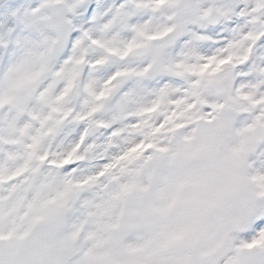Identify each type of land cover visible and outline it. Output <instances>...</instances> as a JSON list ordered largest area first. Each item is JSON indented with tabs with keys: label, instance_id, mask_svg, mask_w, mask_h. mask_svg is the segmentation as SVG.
<instances>
[{
	"label": "snow or ice",
	"instance_id": "1",
	"mask_svg": "<svg viewBox=\"0 0 264 264\" xmlns=\"http://www.w3.org/2000/svg\"><path fill=\"white\" fill-rule=\"evenodd\" d=\"M5 99L0 162L15 155L21 169L6 188L104 183L138 152L150 169L154 154L206 142L191 129L239 140L250 191L203 264H264V0H0Z\"/></svg>",
	"mask_w": 264,
	"mask_h": 264
},
{
	"label": "rangeland",
	"instance_id": "2",
	"mask_svg": "<svg viewBox=\"0 0 264 264\" xmlns=\"http://www.w3.org/2000/svg\"><path fill=\"white\" fill-rule=\"evenodd\" d=\"M4 103H7L6 99L0 101V107ZM188 136L192 139L199 136L206 142L193 150L188 141L183 146L178 145L174 151L160 153L158 159L154 154L155 163L150 169L139 161V152L131 154L127 164L121 167L115 165L106 172L108 177L104 183H100L97 177L69 179L82 187L90 185L89 189H83L76 196L68 195L67 186L61 181L36 185L25 178L6 188V182L13 178L9 169L18 168L19 161L13 155L0 162V191L6 192L0 198V251H10L15 264H27L25 240L30 229L36 224L48 222L52 216L64 214L68 219L67 225L56 236V247L72 248L76 254L73 264H203L213 256L216 243L232 239L230 233L223 229V223L232 208L250 190H246L239 181V152L235 156L232 154L239 140L233 142L223 134L209 140L199 129H191ZM162 157L167 163L161 170H156ZM20 170L18 168L15 174L19 175ZM198 174H203L202 180ZM198 180L205 185L198 184L191 192ZM182 181H189L184 191L186 204L177 212L182 214V219L173 215L169 219L168 216L160 219L155 211L148 212L147 201L156 197L157 190L170 186L157 201L163 209L166 194L182 189ZM137 188L141 192L130 202L133 209L136 206L139 209L134 223H127L124 231L113 236L120 222L119 209L124 208L123 202L128 201V196ZM133 214L131 210L129 216ZM188 221L194 224L191 228L184 225ZM137 223H141L139 228L131 232V226ZM187 242L191 243L188 254L195 257L194 260H187L185 254L180 252L175 255L176 251H172L177 244L185 246ZM73 243H79L78 249ZM38 264H49V259Z\"/></svg>",
	"mask_w": 264,
	"mask_h": 264
},
{
	"label": "water",
	"instance_id": "3",
	"mask_svg": "<svg viewBox=\"0 0 264 264\" xmlns=\"http://www.w3.org/2000/svg\"><path fill=\"white\" fill-rule=\"evenodd\" d=\"M54 226H47L45 227V229L41 230V234L46 235V244L45 245H41V249L42 251L40 252L41 255L44 254L46 252V250H52V243H50V241H52V234L55 231L54 230ZM48 248V249H47ZM54 257L56 255V253H53ZM57 264V263H54Z\"/></svg>",
	"mask_w": 264,
	"mask_h": 264
},
{
	"label": "bare ground",
	"instance_id": "4",
	"mask_svg": "<svg viewBox=\"0 0 264 264\" xmlns=\"http://www.w3.org/2000/svg\"><path fill=\"white\" fill-rule=\"evenodd\" d=\"M107 170H108V168L105 169V171H107ZM68 182H70V186H72L73 188H75V190H71L70 196H76V194H79L80 193V190L82 188V185H80V184H74V183L71 182V180H68ZM78 241H80V239H78ZM63 255H64V253L59 252L55 258H57V257L58 258H62Z\"/></svg>",
	"mask_w": 264,
	"mask_h": 264
}]
</instances>
